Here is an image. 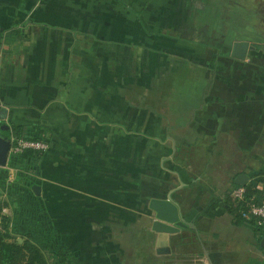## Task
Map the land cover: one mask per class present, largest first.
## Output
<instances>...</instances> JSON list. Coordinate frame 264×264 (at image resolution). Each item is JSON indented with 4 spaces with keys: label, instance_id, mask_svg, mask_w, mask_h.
<instances>
[{
    "label": "crops",
    "instance_id": "crops-1",
    "mask_svg": "<svg viewBox=\"0 0 264 264\" xmlns=\"http://www.w3.org/2000/svg\"><path fill=\"white\" fill-rule=\"evenodd\" d=\"M172 1L152 41L135 15L165 8L0 0V150L15 129L51 142L0 170V214L41 219L71 264H264L226 204L264 164V0ZM153 198L194 227L153 230Z\"/></svg>",
    "mask_w": 264,
    "mask_h": 264
},
{
    "label": "trees",
    "instance_id": "trees-1",
    "mask_svg": "<svg viewBox=\"0 0 264 264\" xmlns=\"http://www.w3.org/2000/svg\"><path fill=\"white\" fill-rule=\"evenodd\" d=\"M2 38L3 31L0 30V49ZM14 133L18 136L24 134L20 129H15ZM13 160L17 159H12V162ZM252 177L253 180L246 186V195L254 197L257 203H264V164L252 173ZM259 183L263 184L262 190L257 189ZM226 204L235 222L243 223L245 220L241 215V202L229 194ZM1 209L0 205V213ZM252 226L257 231H264L263 225ZM18 236L22 241H19ZM48 240L52 241V244ZM71 260L69 249L58 241L55 233L48 230L46 224L38 217L4 218V231H0V264H71Z\"/></svg>",
    "mask_w": 264,
    "mask_h": 264
},
{
    "label": "rangeland",
    "instance_id": "rangeland-1",
    "mask_svg": "<svg viewBox=\"0 0 264 264\" xmlns=\"http://www.w3.org/2000/svg\"><path fill=\"white\" fill-rule=\"evenodd\" d=\"M110 2H114L117 6H122L120 4L125 3V5H128L132 7L133 9H147L151 8L154 10L155 8H165L164 14L161 15H135V23L138 26L137 21H139V24L143 26V28L147 31L148 36L152 41H155L156 39H163V40H169L171 37V34H176V31H174L173 26L171 25L173 23H176L178 17L175 15H171L170 9L173 7L174 3L172 0H65V3L68 7L75 6L78 9H83L88 12H93L92 16L94 18H98L99 20L108 18L104 12H106V8ZM177 2H175L174 8L177 7ZM171 7V8H170ZM154 13V12H153ZM129 19V17H127ZM137 20V21H136ZM180 22L183 21V19H179ZM162 27H159L161 26ZM173 28V30L171 29ZM181 35V31L179 33ZM105 38H107L104 35ZM148 37V38H149Z\"/></svg>",
    "mask_w": 264,
    "mask_h": 264
},
{
    "label": "built area",
    "instance_id": "built-area-1",
    "mask_svg": "<svg viewBox=\"0 0 264 264\" xmlns=\"http://www.w3.org/2000/svg\"><path fill=\"white\" fill-rule=\"evenodd\" d=\"M50 144V139L48 136L45 137L42 132L30 134L26 132L21 136H12L7 164L6 166H0V170L3 171L9 168L10 159L21 158L26 153H31L32 156H39L50 148ZM32 177L33 174L29 173L28 178L32 180ZM229 194L241 202V215L244 220L249 222L250 225L264 226V203H257L254 197H247L245 186L235 187ZM3 218L4 216L0 214V231H4Z\"/></svg>",
    "mask_w": 264,
    "mask_h": 264
},
{
    "label": "water",
    "instance_id": "water-1",
    "mask_svg": "<svg viewBox=\"0 0 264 264\" xmlns=\"http://www.w3.org/2000/svg\"><path fill=\"white\" fill-rule=\"evenodd\" d=\"M0 132L3 136L7 138L10 137V126L7 123H2L0 126ZM3 144V149L0 150V166H6L7 164L10 141L6 140ZM247 181L248 176L246 174L238 175L235 180L236 184L242 186H245ZM33 189L37 194H40L41 187L39 185H34ZM149 206L156 212V219L153 223V230L156 232L174 233L178 232L181 228L193 226L191 223L184 221L180 214L178 205L171 198H153L150 200ZM19 241H22V239L20 238Z\"/></svg>",
    "mask_w": 264,
    "mask_h": 264
}]
</instances>
